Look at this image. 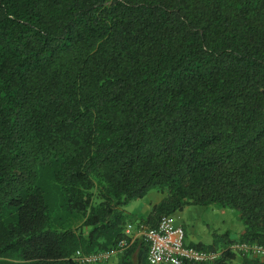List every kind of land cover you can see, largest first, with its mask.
<instances>
[{
    "label": "trees",
    "instance_id": "1",
    "mask_svg": "<svg viewBox=\"0 0 264 264\" xmlns=\"http://www.w3.org/2000/svg\"><path fill=\"white\" fill-rule=\"evenodd\" d=\"M151 190L238 212L212 264L264 245V0H0V264L118 248Z\"/></svg>",
    "mask_w": 264,
    "mask_h": 264
},
{
    "label": "crops",
    "instance_id": "2",
    "mask_svg": "<svg viewBox=\"0 0 264 264\" xmlns=\"http://www.w3.org/2000/svg\"><path fill=\"white\" fill-rule=\"evenodd\" d=\"M165 193L158 190L149 191L143 198L131 201L124 209L130 214V220L125 224L126 245L118 248L116 253L108 259L96 264H122L125 249L128 248L130 259L133 264H146V244L143 240L142 230L138 223L151 225L143 221L151 212L152 207L158 204ZM174 223L182 226L184 230V243L187 245H210L214 241V234L229 232L231 238H238L243 232V223L238 212L227 207L218 205H189L182 210L170 214ZM247 257V258H246ZM256 261V262H255ZM226 264H264L254 255L237 252Z\"/></svg>",
    "mask_w": 264,
    "mask_h": 264
},
{
    "label": "built area",
    "instance_id": "3",
    "mask_svg": "<svg viewBox=\"0 0 264 264\" xmlns=\"http://www.w3.org/2000/svg\"><path fill=\"white\" fill-rule=\"evenodd\" d=\"M143 240L147 245V264H184L186 262L212 264L222 255V250H204L184 243L182 226L174 223L170 214H162L155 226L138 223ZM129 233V228L126 229ZM122 240L118 248H124ZM118 248L84 254L77 250L74 259L80 264H96L108 259ZM233 251L247 253L264 261V245L257 243H235L230 246Z\"/></svg>",
    "mask_w": 264,
    "mask_h": 264
},
{
    "label": "rangeland",
    "instance_id": "4",
    "mask_svg": "<svg viewBox=\"0 0 264 264\" xmlns=\"http://www.w3.org/2000/svg\"><path fill=\"white\" fill-rule=\"evenodd\" d=\"M235 211V210H234Z\"/></svg>",
    "mask_w": 264,
    "mask_h": 264
}]
</instances>
